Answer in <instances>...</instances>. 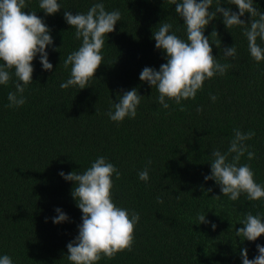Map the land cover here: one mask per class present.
Listing matches in <instances>:
<instances>
[{
	"label": "trees",
	"instance_id": "trees-1",
	"mask_svg": "<svg viewBox=\"0 0 264 264\" xmlns=\"http://www.w3.org/2000/svg\"><path fill=\"white\" fill-rule=\"evenodd\" d=\"M60 2L63 9L51 16L40 11L38 0H27L25 9L37 11L51 28L58 49H47L53 70L42 71L38 59L32 62L26 103L17 108L6 107L7 93L15 91L12 81L0 86V255H9L14 264H70L66 245L78 234L82 212L71 195L75 182L58 173L82 172L103 155L120 172L112 177L113 200L138 212L140 220L131 250L97 264H241L244 247L254 258L264 234L256 242H241L235 230L247 212L264 213V199L249 201L242 193L232 201L214 181L203 179L210 172L212 149L226 151L232 130L239 128L256 133L246 141L255 158L249 161L245 155L240 163H248L255 180L264 184V61L250 56L240 27L227 29L218 14L204 34L213 42L212 54L231 66L225 75L206 80L195 99L182 101L183 110L174 100L163 109L156 89L139 74L145 66L158 70L166 62L152 39L159 22L172 23V30L186 38L172 0H103L106 10H120L121 21L107 34L102 63L84 89L59 87L70 74L63 60L80 44L63 12H86L96 0ZM221 6L229 7L225 0ZM255 7L264 11V0H256ZM242 19L247 21L248 14ZM213 30L218 36H210ZM233 44L237 59L225 60L221 50ZM133 87L143 96L137 116L111 121L106 115L111 99ZM209 93L217 96L215 102ZM145 166L148 182L138 178ZM57 207L69 221L52 223ZM198 211H208L206 218L217 225L214 231L195 224Z\"/></svg>",
	"mask_w": 264,
	"mask_h": 264
},
{
	"label": "clouds",
	"instance_id": "clouds-1",
	"mask_svg": "<svg viewBox=\"0 0 264 264\" xmlns=\"http://www.w3.org/2000/svg\"><path fill=\"white\" fill-rule=\"evenodd\" d=\"M172 3L175 5V13L183 20L186 38H181L172 30V23L159 22L157 30L152 31V39L155 48L164 54L166 62L158 70L145 66L139 74L141 81L156 89L159 94L156 101L163 109H169L168 101L174 100L183 110L182 101L195 99L206 80L225 75L231 66L227 62L221 63L212 54L213 42L204 34L207 26L218 18V14H222V23L227 29L240 27L246 37L250 56L257 63L264 61V11L255 7L256 0H225L229 7L221 6V0H217L215 9L211 7L213 0H172ZM232 6L238 11H234ZM38 7L45 16L55 15L63 9L60 0H38ZM27 8V0H0V86H7L12 81L15 88V91L7 93L6 107L9 108H17L26 103L25 89L33 81L32 62L38 59L42 71H52L53 64L47 49L58 50L54 47L51 28L45 19L38 16L37 11L25 12ZM245 14H248L247 21L242 19ZM63 18L75 29L74 38L80 44L63 60L70 74L59 87L84 89L102 63L105 38L121 21V12L119 9L106 10L103 0H96L86 12L73 14L64 9ZM213 34L218 36L215 30L210 36ZM214 44L220 47L221 40ZM221 51L225 60L237 59L234 44ZM142 97L135 87L118 92L117 100L110 101L107 117L117 123L126 117L134 119ZM209 99L215 102L217 96L209 93ZM196 111L202 112L203 108L197 107ZM232 131L226 151L212 149L210 172L203 179L214 181L222 195L232 201L238 200L242 193L249 201L264 199V184L255 180V174L248 163H240L241 157L245 155L249 161L255 158L256 153L250 150L251 146L246 141L256 133L254 130L245 132L239 128ZM58 174L65 181L75 182L71 195L82 212V222L77 225L78 234L66 245V258L70 264H97L102 258L110 259L117 252L131 250L134 226L139 222L140 215L135 210L119 206L113 200L112 177L113 174L120 176L116 165L106 156L99 155L82 172L65 173L61 170ZM138 178L148 182L147 166L138 172ZM157 200L162 202L159 197ZM55 212L56 215L51 218L52 223L69 221V216L61 208L57 207ZM207 212L198 211L195 224L210 225L214 231L217 225L206 218ZM238 223L243 226L235 230V236L241 242H256L264 234V213L247 212ZM256 251L254 258L249 259L248 249L241 248V264H264V244L256 243ZM0 264L14 262L9 255L3 254L0 255Z\"/></svg>",
	"mask_w": 264,
	"mask_h": 264
}]
</instances>
